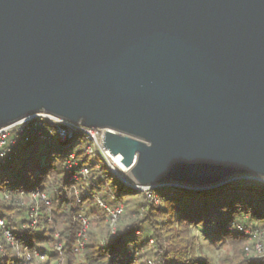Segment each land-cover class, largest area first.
I'll return each mask as SVG.
<instances>
[{"label":"water","instance_id":"95a60500","mask_svg":"<svg viewBox=\"0 0 264 264\" xmlns=\"http://www.w3.org/2000/svg\"><path fill=\"white\" fill-rule=\"evenodd\" d=\"M37 112L142 186L264 179V0H0V127Z\"/></svg>","mask_w":264,"mask_h":264},{"label":"trees","instance_id":"16d2710c","mask_svg":"<svg viewBox=\"0 0 264 264\" xmlns=\"http://www.w3.org/2000/svg\"><path fill=\"white\" fill-rule=\"evenodd\" d=\"M74 143L42 142L34 137L18 140L10 165L0 166V191L10 186L26 192L39 189L51 199L50 221L40 218L36 231L22 227L27 221L23 207L13 200L0 202V218L23 248L31 256L37 250L47 257L44 262L32 259L28 264H77L74 244L80 211L90 223L80 264H210L207 257L196 253L192 226H203L229 245L230 251L218 264H264V257L246 255L248 236L227 229L232 221H240L264 232V184L231 181L204 190L161 187L154 190L155 203L145 194L113 182L103 167L96 168L97 162L85 155L84 147ZM70 152L79 166L89 170L88 186L77 187L79 202L63 170ZM102 194H112L113 206H123L114 233L108 228L107 213L93 197L99 196L107 204ZM126 195L132 196L129 209L123 203ZM56 232L63 243L61 256L52 248ZM0 246V264H22L1 238Z\"/></svg>","mask_w":264,"mask_h":264},{"label":"built area","instance_id":"2783aa9c","mask_svg":"<svg viewBox=\"0 0 264 264\" xmlns=\"http://www.w3.org/2000/svg\"><path fill=\"white\" fill-rule=\"evenodd\" d=\"M100 132V134H98ZM104 130L95 128H86L79 124H74L61 117L47 112H37L23 117L13 123L0 127V166L10 165L13 159V152L17 145V137L28 141L29 138L34 137L42 142H49L53 139L57 140L60 144L74 143L77 135H84V139L88 140L84 147V153L93 162L96 159H101L108 165L110 171L114 174L117 169L112 163V157L108 151L102 146ZM96 163V162H95ZM99 164L96 163V168ZM126 169V168H125ZM64 174L69 183L74 188L77 201H80L77 191L78 186H88L89 183V170L86 166H79L74 152H70L63 163ZM122 170L124 182H119L127 188L145 194L150 200L158 203L154 190L161 187H174L172 185L165 186H142L135 182H129ZM125 178V179H124ZM233 181H246L264 184V179L241 176ZM99 207L107 213V224L111 233L115 232L116 224L119 216L123 212L122 204H116L112 208L109 207L104 200L99 196H93ZM13 200L18 206L24 208L25 224L22 225L25 229L36 231L39 229V219L46 217L50 221L51 217V199L50 196L39 189H33L26 192L23 190L15 189V186H10L0 191V202ZM76 219L80 223V229L76 234L74 252L77 255L76 263H82L83 247L87 239V230L89 228V220L83 211L76 215ZM227 229L237 233H243L248 236L249 244L245 247V252L251 259H259L264 257V232L262 230L253 229L251 226H244L240 221H232ZM54 237L55 242L52 248L60 256L62 255L63 243L58 238L56 232ZM0 238L10 245L13 250L14 257L20 258L22 264H28L32 259L35 263H41L47 260L45 253L33 251L31 256L27 248L22 246L20 241L15 237L12 231L6 227V222L0 218ZM2 251V246H0ZM2 255H5L1 252ZM62 260V259H60ZM63 261V260H62Z\"/></svg>","mask_w":264,"mask_h":264},{"label":"rangeland","instance_id":"374dc122","mask_svg":"<svg viewBox=\"0 0 264 264\" xmlns=\"http://www.w3.org/2000/svg\"><path fill=\"white\" fill-rule=\"evenodd\" d=\"M100 134V132H98ZM17 140H21V138L17 137ZM79 143L81 148L85 147L87 143H89L88 140L84 139V135H77L75 138V143ZM99 166L103 167L104 172L110 176L111 180L114 182H117L119 185H122L119 180L115 177V175L110 171L107 164H105L104 161L101 159L95 160ZM127 173L125 174V177H127ZM14 180V177L11 178ZM101 197H105V201L107 204L112 208L114 204L113 195L112 194H102ZM132 196H124L123 203L125 204L126 208H130V201ZM191 233L196 235L197 243H196V253L207 257L209 259L210 264H218L219 261L227 255V253L230 251L229 245H227L223 240L213 233L207 231L203 226H192L191 227Z\"/></svg>","mask_w":264,"mask_h":264},{"label":"bare ground","instance_id":"6f19581e","mask_svg":"<svg viewBox=\"0 0 264 264\" xmlns=\"http://www.w3.org/2000/svg\"><path fill=\"white\" fill-rule=\"evenodd\" d=\"M120 160H121V156L119 154H117L114 157H112V163H113V165L116 168L125 171L126 169H125V167L123 166V164H122V162Z\"/></svg>","mask_w":264,"mask_h":264}]
</instances>
